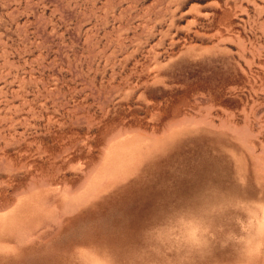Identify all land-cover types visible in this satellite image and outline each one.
Wrapping results in <instances>:
<instances>
[{
    "label": "rangeland",
    "instance_id": "1",
    "mask_svg": "<svg viewBox=\"0 0 264 264\" xmlns=\"http://www.w3.org/2000/svg\"><path fill=\"white\" fill-rule=\"evenodd\" d=\"M0 264H264V0H0Z\"/></svg>",
    "mask_w": 264,
    "mask_h": 264
}]
</instances>
